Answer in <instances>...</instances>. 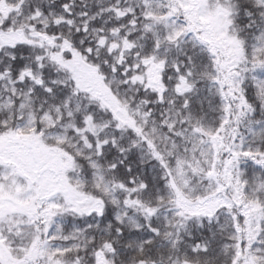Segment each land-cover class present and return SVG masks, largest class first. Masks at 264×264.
<instances>
[{
	"label": "snow or ice",
	"instance_id": "1",
	"mask_svg": "<svg viewBox=\"0 0 264 264\" xmlns=\"http://www.w3.org/2000/svg\"><path fill=\"white\" fill-rule=\"evenodd\" d=\"M0 264H264V0H0Z\"/></svg>",
	"mask_w": 264,
	"mask_h": 264
}]
</instances>
